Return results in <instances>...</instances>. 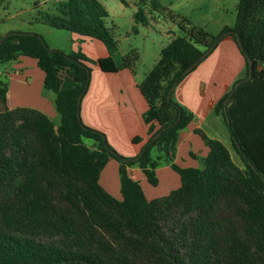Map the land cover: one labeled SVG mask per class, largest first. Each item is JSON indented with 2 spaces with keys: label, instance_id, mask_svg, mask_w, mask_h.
Instances as JSON below:
<instances>
[{
  "label": "trees",
  "instance_id": "obj_1",
  "mask_svg": "<svg viewBox=\"0 0 264 264\" xmlns=\"http://www.w3.org/2000/svg\"><path fill=\"white\" fill-rule=\"evenodd\" d=\"M107 17L98 0H61L52 12L37 11L33 21L100 40L108 52L98 59L104 72L131 67L132 51L118 63L113 59L118 42ZM141 17L137 10L134 18ZM181 29L184 34L161 49L138 85L149 137L137 159L118 153L103 132L82 122L77 101L90 79L84 53L50 48L35 32L0 35V62L19 55L35 59L60 115L55 126L34 108L0 111V264H264V0H238L234 25L215 36L201 27ZM225 35L237 43L245 74L214 113L243 167L222 142L200 133L209 149L203 165L171 163L178 187L147 198L127 168L137 165L147 183L157 185L151 148L175 142L192 120L172 97L166 99L168 89ZM66 78L73 82L68 88ZM6 93L0 80V101ZM110 158L119 165L118 197L99 182Z\"/></svg>",
  "mask_w": 264,
  "mask_h": 264
},
{
  "label": "crops",
  "instance_id": "obj_2",
  "mask_svg": "<svg viewBox=\"0 0 264 264\" xmlns=\"http://www.w3.org/2000/svg\"><path fill=\"white\" fill-rule=\"evenodd\" d=\"M178 22L183 23V19ZM47 28L35 32L43 37L51 35L53 28L48 26ZM70 40H72L70 52L84 53L90 68L89 86L80 100L82 122L103 132L108 143L118 153L136 157L149 137L148 127L143 119L147 103L138 85L158 60L162 48L155 50L154 58L145 72L139 73L137 70L138 55L134 49L130 50L135 56L131 67L104 72L99 67L98 59L107 57L108 52L100 40L75 32H71ZM151 42L153 43V40ZM125 54L127 53L118 46V51L113 56L115 63H118ZM243 71L245 73L244 57L235 40L230 35H225L215 48L176 84L171 97L192 114V120L180 130L175 142L157 143L151 148V159L156 162L157 185H166L163 186L161 196L179 185V176L170 167L171 163L194 167L203 165V158L209 149L198 132L201 131L212 138L206 131L205 120L210 115L219 118L220 115L214 113L217 101L230 91L235 81L241 78ZM43 79L44 74L33 58L19 55L11 61L0 62V80L7 90L6 101H0V111L5 107L34 108L47 115L55 126L59 125L60 115L55 107L54 96L44 87ZM72 85L71 79L64 80V88ZM133 137H139L141 141L133 143ZM118 167L117 161L110 158L99 178L103 188L115 197L119 195ZM127 172L133 179L139 181L142 187L146 178L141 169L133 165L127 168ZM147 193L145 194L147 198L158 197L150 191Z\"/></svg>",
  "mask_w": 264,
  "mask_h": 264
},
{
  "label": "rangeland",
  "instance_id": "obj_3",
  "mask_svg": "<svg viewBox=\"0 0 264 264\" xmlns=\"http://www.w3.org/2000/svg\"><path fill=\"white\" fill-rule=\"evenodd\" d=\"M58 1L61 0H0V35L9 32H35V30L48 29L46 25L36 23L33 19L37 11L52 12L53 3ZM98 1L105 6L108 12L106 21L113 28V35L120 49L127 54L134 49L138 55L137 70L139 73L145 72L149 68L155 50L169 44L175 36L184 34L181 26L186 29L193 26L201 27L213 36L217 35L223 27H232L238 3V0ZM137 10L141 11L142 20L134 18ZM181 19H183V23L180 24L178 21ZM52 31L51 35H45V37L40 35L45 43L50 48L70 53L71 32L63 29H53ZM244 74L243 71L241 78ZM213 117L210 115L206 118V131L213 139L222 142L228 149L232 160L243 167L239 156L231 145L229 131L222 117H214V120ZM200 133L203 132L199 131L198 134L200 135ZM84 142L88 146L93 145L91 140L85 139ZM163 186L166 187V185ZM163 186H152L145 181L142 190H144V194H148L147 191H150L151 194L159 197L162 194Z\"/></svg>",
  "mask_w": 264,
  "mask_h": 264
},
{
  "label": "water",
  "instance_id": "obj_4",
  "mask_svg": "<svg viewBox=\"0 0 264 264\" xmlns=\"http://www.w3.org/2000/svg\"><path fill=\"white\" fill-rule=\"evenodd\" d=\"M13 33H15V32H9V33H7V35H9V34H13ZM233 34L235 35V37H236V41H237V43L239 44V40H238V38H237V34H236V32H233ZM1 42V41H0ZM211 49H212V47H210L209 49H207L206 51H205V53H204V55H206L207 53H209L210 51H211ZM251 64V61H249V65ZM196 65V63H193V64H191L190 66H188L183 72H182V75H185V74H187L194 66ZM250 77H251V74L249 73L248 75H247V77H245L243 80H249L250 79ZM242 80H239V81H237L235 84H234V87H233V89H232V91L231 92H233L236 88H237V86L240 84V82H241ZM175 86H176V82H174L171 86H170V88L168 89V92H167V95H166V99L167 100H170V97H171V94H172V91H173V89L175 88ZM80 100H81V98L79 97L78 98V103L80 102ZM226 103H227V100H225V102H224V113H226ZM227 119V118H226ZM228 121V120H227ZM164 130V128H161V130L160 131H158L153 137H152V140H155L159 135H160V133L162 132ZM140 156V154H138L136 157H134L135 159H137L138 157Z\"/></svg>",
  "mask_w": 264,
  "mask_h": 264
}]
</instances>
